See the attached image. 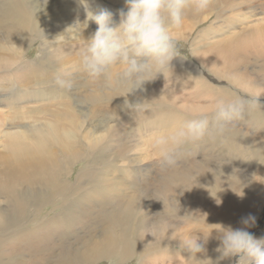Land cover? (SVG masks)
<instances>
[{
    "label": "bare ground",
    "instance_id": "bare-ground-1",
    "mask_svg": "<svg viewBox=\"0 0 264 264\" xmlns=\"http://www.w3.org/2000/svg\"><path fill=\"white\" fill-rule=\"evenodd\" d=\"M110 2L48 0L33 15L29 0H0V264H237L219 259L216 231L244 227L264 206V0L187 13L170 31L195 63L177 56L127 95L77 70L97 28L87 12L107 9L118 22L124 0ZM62 74L71 88L57 84ZM220 95L259 96L261 110L183 146L178 166L162 169L155 138L210 112ZM230 157L248 170L256 162V172H227ZM178 202L174 229L151 236L148 223ZM260 223L248 230L257 238ZM209 234L201 260L178 247Z\"/></svg>",
    "mask_w": 264,
    "mask_h": 264
},
{
    "label": "clouds",
    "instance_id": "clouds-1",
    "mask_svg": "<svg viewBox=\"0 0 264 264\" xmlns=\"http://www.w3.org/2000/svg\"><path fill=\"white\" fill-rule=\"evenodd\" d=\"M47 2L29 0L28 7L34 15L43 10ZM213 4L214 0H124L125 7L115 14L118 22L114 19V13L107 9L88 11L87 19L94 22L97 28L86 40L77 70L94 80L108 81L122 88L125 95L143 91L144 86L159 74L170 71L171 61L180 55L178 43L170 29H179L187 13L205 14ZM73 28L79 31L78 25ZM118 65H123V70L114 73L113 69ZM66 75L58 76L56 82L61 87L71 88L72 81L65 78ZM258 97L217 96L210 112L200 111L174 131L157 136L153 147L161 159L162 169L178 166V150L183 146L196 144L206 136L223 135L229 125L244 119L249 111L261 110ZM169 207L168 215L148 223L151 236L159 234L162 238L166 237L175 227L173 221L182 217L178 215L179 202L176 207L171 204ZM241 223L244 225L242 228L220 225L219 231H216V238L220 242L216 249L220 253L219 259L238 257L237 264H264V236L257 238L246 230L255 226L256 218L250 215ZM209 236L189 237L179 241L178 247L192 261L201 260L197 254L206 253Z\"/></svg>",
    "mask_w": 264,
    "mask_h": 264
},
{
    "label": "rangeland",
    "instance_id": "rangeland-1",
    "mask_svg": "<svg viewBox=\"0 0 264 264\" xmlns=\"http://www.w3.org/2000/svg\"><path fill=\"white\" fill-rule=\"evenodd\" d=\"M103 4H105L106 6L108 5V6H112L113 4H114V2H110V0H100ZM116 6V5H115ZM177 43H178V45H177V47H178V49H179V51H180V57H182V58H184V59H187L188 61H190L191 63H195L194 62V60L193 59H191V58H188V56H187V52H185L184 51V49H183V44L181 43V42H179V41H177ZM35 53V52H34ZM43 68H45V67H43ZM259 77V76H258ZM259 91L260 92H263L264 91V87L262 86V85H259ZM260 115V114H259ZM252 118H255L254 116H252ZM249 124L246 122V121H244V123H242V126L243 127H246L247 129V132H248V134H250V135H252V136H255V135H258L257 133H256V130L255 129H257V127L255 126V125H253V126H248ZM241 127V126H240ZM250 128V129H249ZM253 130V131H252ZM124 132V131H123ZM257 132L258 133H260L258 130H257ZM128 132H126L124 135L126 136V135H129V134H127ZM256 138V137H255ZM233 159V157H230L229 159H228V161H227V163H226V166H227V169H226V171L227 172H232L231 170H230V168H231V166H234V175H236V173L238 174V171L240 172V174H243V175H251V170H252V172H256L255 171V169H257V163L256 162H253V163H251L252 164V167L250 168V170H248V166H247V160H243V159H239V158H235L234 157V163L231 161ZM152 161H154V160H150V162H151V164L152 165H154V163H155V161L154 162H152ZM238 161V162H237ZM215 163V162H214ZM243 163V164H242ZM238 164V165H237ZM239 164H241V165H239ZM246 164V165H245ZM152 165H151V169H152ZM249 165V164H248ZM255 165H256V167H255ZM244 166V167H243ZM79 167H75V169L73 168V175H75L76 174V171H77V169H78ZM157 168H160V166H158ZM238 168H239V170H238ZM242 170V171H241ZM152 171H154V170H152ZM236 171V172H235ZM218 172H223L222 170H219ZM247 185L249 186V183H247ZM262 211H264V206H263V209L257 214L256 213V222L257 221H259V222H261L263 225H264V216H263V214L262 213H264V212H262ZM260 223V224H261ZM262 224H261V226H262ZM251 228L250 227H248V229H246L247 231L248 230H250ZM257 229H258V231L260 230L259 229V226L257 227ZM258 233H263L264 234V229L263 230H260ZM256 233H254L253 235H255ZM102 264V263H101Z\"/></svg>",
    "mask_w": 264,
    "mask_h": 264
}]
</instances>
